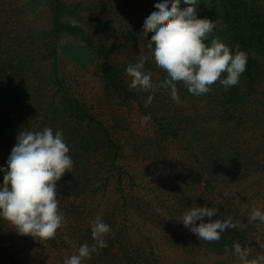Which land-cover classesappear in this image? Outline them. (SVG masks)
<instances>
[{
    "label": "trees",
    "instance_id": "obj_1",
    "mask_svg": "<svg viewBox=\"0 0 264 264\" xmlns=\"http://www.w3.org/2000/svg\"><path fill=\"white\" fill-rule=\"evenodd\" d=\"M59 9L58 0H0V166L6 167L20 130L44 127L63 131L74 161L57 182L65 225L55 239L20 235L0 218V249L31 248L34 264L39 258L64 264L82 244L91 246V223L101 215L115 232L82 264H241L234 243L248 249L250 262L264 256V223L248 220L259 204L243 201L251 194L238 184L264 174V156L232 152L234 141L218 132L221 125L228 133L242 128L239 119H229L235 113L218 129L207 123L203 135L182 110L166 104L169 90L142 99L112 71L108 79L96 77L81 53L51 56ZM260 63L255 80L261 82ZM115 111L123 112L121 120ZM219 179L227 186L215 187ZM194 206L218 208L211 220L231 216L240 228L226 229L219 241L200 240L179 222Z\"/></svg>",
    "mask_w": 264,
    "mask_h": 264
},
{
    "label": "clouds",
    "instance_id": "obj_2",
    "mask_svg": "<svg viewBox=\"0 0 264 264\" xmlns=\"http://www.w3.org/2000/svg\"><path fill=\"white\" fill-rule=\"evenodd\" d=\"M144 17V31L154 29L152 51L160 68L166 71L164 80L157 83L151 69L144 64L148 54H141L126 68L131 76L130 83L138 87H159L170 90L173 101L179 100L177 83H182L194 96L207 94L217 81L225 88L239 83L246 71L247 54L239 49L212 39L205 44L215 28L213 20L198 18V0H183L188 5L180 8L181 0H154ZM226 77L222 78V74ZM152 94H149V100ZM145 119L150 116L145 114ZM17 143L6 160V167L0 166L3 182L0 183V218H3L18 234L40 240L55 239L57 231L64 227L65 218L59 209L57 182L66 172H71L74 161L62 130L44 127L42 130L19 131ZM218 213L215 207H191L183 213L182 222L200 240L219 241L226 229H239L240 223L231 216L211 220ZM208 217L209 222H203ZM249 222L264 223V210L253 208ZM197 221H200L197 224ZM115 232L111 221L98 215L91 223L93 242L82 244L78 254L65 259L64 264H82L94 250L109 243L108 233ZM228 251V249H226ZM232 252L241 264H264V256L251 262L249 251L234 243Z\"/></svg>",
    "mask_w": 264,
    "mask_h": 264
},
{
    "label": "rangeland",
    "instance_id": "obj_3",
    "mask_svg": "<svg viewBox=\"0 0 264 264\" xmlns=\"http://www.w3.org/2000/svg\"><path fill=\"white\" fill-rule=\"evenodd\" d=\"M58 1V19L51 27L57 28L58 42L56 52L51 56L81 53L83 57L80 56L79 59L93 62L91 71L97 70L96 77L103 75L104 80L108 79L112 71L116 79L122 80L131 89H138L142 99L149 98L150 93L153 98L168 90L133 85L130 83L131 76L126 72L129 63L147 53L144 68L151 69L153 79L159 83L167 76L166 71L158 66L152 51L153 45L149 42L151 40L155 43V38L151 36L154 29L144 31L143 20L146 13L157 6L154 0ZM34 6L38 12L43 10L42 3ZM185 7L188 5L181 0L180 8ZM196 7L198 18H207L215 23L213 32L204 41L205 44L210 46L212 39H218L233 51L239 49L245 52L248 57L246 71L237 85L225 88L217 81L207 94L201 96L190 94L182 83H177L179 100L173 101L169 90L166 93V104L172 106V109L178 107V110H182V116L190 120L187 123L197 125L203 135L209 132L210 124L207 123L218 129L223 118L235 113L229 119H239L238 123L242 128L236 133H228L221 125L219 134H225L234 141L232 152L240 148L243 151L239 149L238 153L264 156V81L255 80L258 61L264 65V0H198ZM123 44L128 47L123 48ZM92 50L97 52L92 54ZM102 52H105L108 58H105ZM224 77L226 73L222 74V78ZM115 113L117 120H121L123 112ZM184 126L185 123L181 128ZM224 180L219 179L213 182V185L227 186ZM245 180L238 182L239 187L250 192L251 197L247 200L242 196L243 201H249L250 205L259 204V208H264V174L257 178L254 176L248 183ZM260 238H263V235H260ZM30 245L31 239L28 242V246ZM37 257V253L31 248L24 249L23 252H15L13 248H7L6 251L0 249V264H34ZM39 259L38 264H47L44 258Z\"/></svg>",
    "mask_w": 264,
    "mask_h": 264
}]
</instances>
